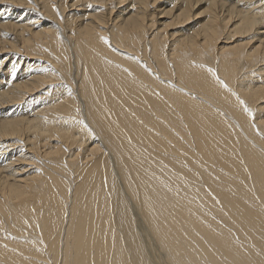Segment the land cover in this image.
Masks as SVG:
<instances>
[{
	"label": "bare ground",
	"instance_id": "1",
	"mask_svg": "<svg viewBox=\"0 0 264 264\" xmlns=\"http://www.w3.org/2000/svg\"><path fill=\"white\" fill-rule=\"evenodd\" d=\"M72 1L0 0V264H264V0Z\"/></svg>",
	"mask_w": 264,
	"mask_h": 264
},
{
	"label": "rangeland",
	"instance_id": "2",
	"mask_svg": "<svg viewBox=\"0 0 264 264\" xmlns=\"http://www.w3.org/2000/svg\"><path fill=\"white\" fill-rule=\"evenodd\" d=\"M73 1H75V0H73ZM72 1V2H73ZM76 1H79V0H76ZM167 8V7H166ZM205 9V6H200L196 11H195V13H200V12H202L203 10ZM161 21H164V19H160ZM201 20V19H200ZM160 23H162V22H160Z\"/></svg>",
	"mask_w": 264,
	"mask_h": 264
},
{
	"label": "snow or ice",
	"instance_id": "3",
	"mask_svg": "<svg viewBox=\"0 0 264 264\" xmlns=\"http://www.w3.org/2000/svg\"><path fill=\"white\" fill-rule=\"evenodd\" d=\"M107 42V41H106Z\"/></svg>",
	"mask_w": 264,
	"mask_h": 264
}]
</instances>
